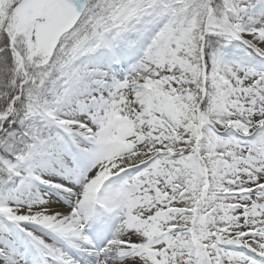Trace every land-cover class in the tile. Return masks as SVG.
Listing matches in <instances>:
<instances>
[{
	"label": "snow or ice",
	"instance_id": "obj_1",
	"mask_svg": "<svg viewBox=\"0 0 264 264\" xmlns=\"http://www.w3.org/2000/svg\"><path fill=\"white\" fill-rule=\"evenodd\" d=\"M0 264H264V0H0Z\"/></svg>",
	"mask_w": 264,
	"mask_h": 264
}]
</instances>
